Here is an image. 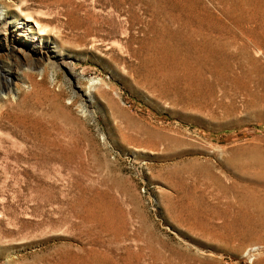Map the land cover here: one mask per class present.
<instances>
[{"label": "rangeland", "instance_id": "obj_1", "mask_svg": "<svg viewBox=\"0 0 264 264\" xmlns=\"http://www.w3.org/2000/svg\"><path fill=\"white\" fill-rule=\"evenodd\" d=\"M0 14V264H264V209L217 216L220 182L264 199V0Z\"/></svg>", "mask_w": 264, "mask_h": 264}, {"label": "bare ground", "instance_id": "obj_2", "mask_svg": "<svg viewBox=\"0 0 264 264\" xmlns=\"http://www.w3.org/2000/svg\"><path fill=\"white\" fill-rule=\"evenodd\" d=\"M108 1V0H107ZM120 1V0H119ZM121 6V5H120ZM119 8V7H118ZM121 11V9L119 10V12ZM243 11V10H242ZM241 11V12H242ZM244 12V11H243ZM69 15H71V13L68 12ZM28 17V16H27ZM119 17V16H118ZM3 20V15L0 14V21ZM37 26L39 27V30H38V33H41L42 35L43 34H46L47 30L43 27V25L40 23V21H35ZM196 30H194L195 32ZM93 32H95V27H89L86 29L85 33L79 37H77L75 39V41L78 42L77 46L78 47H86L88 45V41H87V37L91 36L93 34ZM15 34L18 36L17 37V40H20L21 36H29L26 29L23 27V26H15ZM15 35V36H16ZM193 36V34H191ZM64 43H68V42H64ZM76 43V42H75ZM15 48V47H14ZM16 50V48L14 49ZM42 51H44V48H42ZM46 53V51H44V54ZM214 53H216V47H214ZM1 58H4L5 56L1 55L0 56ZM206 57L205 55L203 56V58ZM50 57H48L47 59H49ZM6 59V57L4 58ZM54 78V76H53ZM44 82V79L41 81V82H35V84L38 86L40 84H42ZM43 85V84H42ZM8 110V108H7ZM6 110V111H7ZM10 110V109H9ZM11 113V112H9ZM0 116H1V120H0V128L2 129H9V127H7L2 119L5 118L4 116V112H1L0 113ZM12 117H15L12 116ZM7 118V116H6ZM26 118V117H25ZM10 119V118H9ZM7 120V119H6ZM24 120V119H23ZM12 122V121H10ZM9 122V124H10ZM30 123V122H29ZM7 124V123H6ZM33 126V125H32ZM15 127V126H14ZM13 129V128H12ZM24 130V129H23ZM30 130V128H29ZM33 130V129H32ZM26 131V130H25ZM11 132V130H10ZM12 134H19L18 131L17 132H11ZM28 133V132H27ZM21 134V133H20ZM23 136H25V133L21 134ZM36 134H34L35 136ZM33 136V134H32ZM33 136V137H34ZM17 137H19L17 135ZM29 137V136H28ZM34 140V138H33ZM2 143H4L2 141ZM54 151V150H53ZM26 154L28 155V157H30L31 155H34V153H36V150H32V149H28L27 151H25ZM39 155V154H38ZM68 156V155H67ZM61 160V159H60ZM67 161V160H66ZM70 163V162H69ZM224 175V174H223ZM221 178V176H220ZM227 178V177H226ZM226 178H223V179H226ZM228 181V180H227ZM219 182V181H218ZM232 183V182H231ZM220 188H219V192H218V195H217V200H218V206H222L220 207L221 210L219 211V214L217 215L219 217V220L220 219H223L222 221H220V224H219V227L221 229H227L228 231L231 229V231H236L239 224L242 223V219L245 218L244 220H246V223H248V226L249 225H254L256 222H255V214L257 215L259 212H261L262 209L264 208H261V206L263 205L264 206V199L261 198H257V202L254 200L252 203L253 204H257V206H253V205H246L243 208H240V210H237L238 208V197H239V194L241 195L242 193V189L238 186V185H235V184H226L224 183L223 185V182H220L219 184ZM248 195V194H246ZM245 196V195H244ZM262 197V196H261ZM255 198V197H253ZM242 199V198H241ZM250 200H253L252 197L250 198ZM240 201V200H239ZM259 203V204H258ZM241 207V206H240ZM259 216V215H258ZM257 216V217H258ZM256 217V218H257ZM241 218V219H240ZM244 223V222H243ZM247 226V225H246ZM249 228V227H248ZM249 230V229H248Z\"/></svg>", "mask_w": 264, "mask_h": 264}]
</instances>
